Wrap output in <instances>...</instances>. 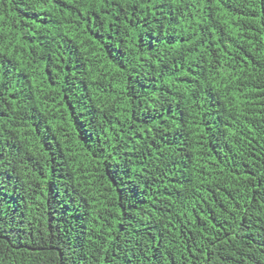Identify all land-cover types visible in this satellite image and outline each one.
<instances>
[{
  "label": "trees",
  "instance_id": "trees-1",
  "mask_svg": "<svg viewBox=\"0 0 264 264\" xmlns=\"http://www.w3.org/2000/svg\"><path fill=\"white\" fill-rule=\"evenodd\" d=\"M0 264H264V0H0Z\"/></svg>",
  "mask_w": 264,
  "mask_h": 264
}]
</instances>
